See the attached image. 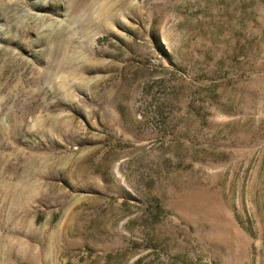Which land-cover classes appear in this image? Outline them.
Wrapping results in <instances>:
<instances>
[{
	"label": "rangeland",
	"instance_id": "1",
	"mask_svg": "<svg viewBox=\"0 0 264 264\" xmlns=\"http://www.w3.org/2000/svg\"><path fill=\"white\" fill-rule=\"evenodd\" d=\"M0 264H264V0H0Z\"/></svg>",
	"mask_w": 264,
	"mask_h": 264
}]
</instances>
